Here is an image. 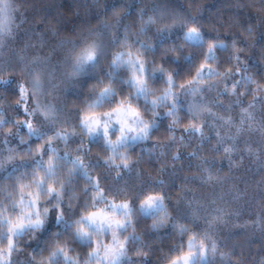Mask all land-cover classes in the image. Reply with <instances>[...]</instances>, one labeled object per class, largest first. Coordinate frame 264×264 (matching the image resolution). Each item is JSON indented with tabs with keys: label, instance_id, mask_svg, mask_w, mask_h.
I'll use <instances>...</instances> for the list:
<instances>
[{
	"label": "clouds",
	"instance_id": "clouds-1",
	"mask_svg": "<svg viewBox=\"0 0 264 264\" xmlns=\"http://www.w3.org/2000/svg\"><path fill=\"white\" fill-rule=\"evenodd\" d=\"M0 264H264V0H0Z\"/></svg>",
	"mask_w": 264,
	"mask_h": 264
}]
</instances>
